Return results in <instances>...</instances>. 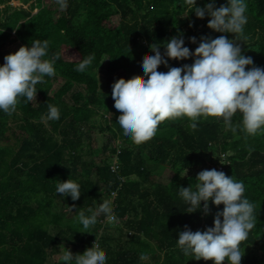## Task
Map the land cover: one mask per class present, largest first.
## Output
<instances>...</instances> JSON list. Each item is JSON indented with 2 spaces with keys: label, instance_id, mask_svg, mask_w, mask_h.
Segmentation results:
<instances>
[{
  "label": "trees",
  "instance_id": "trees-1",
  "mask_svg": "<svg viewBox=\"0 0 264 264\" xmlns=\"http://www.w3.org/2000/svg\"><path fill=\"white\" fill-rule=\"evenodd\" d=\"M11 1L0 0V52L47 39L44 59L54 60L55 74L35 85L32 101L20 97L14 111H0V264H64L55 258L62 244L73 246V258L97 244L106 264H213L186 256L176 239L185 225L192 231L212 226L223 205L209 200L207 211L188 213L177 187L218 166L243 182V195L254 205L255 226L241 242V264H264V129L246 133L239 113L231 118L235 131L222 117L198 118L191 129L181 116L161 121L153 137L136 144L115 124L111 86L142 77V59L154 54L149 45L163 53L167 40L182 35L191 52L202 38H233L207 27V15L195 16V6L209 0H66L63 9L57 0H18V7ZM245 2L247 23L237 43L252 58L246 70L264 68V0ZM226 3L215 0V7ZM115 17L120 21L113 26ZM86 55L93 56L91 65L76 71ZM192 62L191 56L168 59V67ZM49 104L59 119H42ZM97 129L109 136L94 148ZM165 171L172 175L161 181ZM68 178L80 186L76 201L55 191L56 180ZM103 202L117 221L100 216L89 234L80 233L74 218L95 213Z\"/></svg>",
  "mask_w": 264,
  "mask_h": 264
},
{
  "label": "clouds",
  "instance_id": "clouds-1",
  "mask_svg": "<svg viewBox=\"0 0 264 264\" xmlns=\"http://www.w3.org/2000/svg\"><path fill=\"white\" fill-rule=\"evenodd\" d=\"M187 3L195 5V0ZM57 4L61 9L67 6L66 0H57ZM246 10L245 0H227L219 7H215V0H209L203 7L195 6L196 17L207 15V27L231 33V39L225 35L202 38L191 52L184 45L182 35L167 40L163 53L157 44L149 45L154 54L142 59L139 65L142 77L126 84L114 83L110 89L113 111L118 114L115 124L123 137L136 144L145 142L155 135L161 121L181 116L189 118L191 129L197 127L198 118L222 117L225 126L235 131L231 118L239 113L240 127L246 133L255 134L258 129H264V68L245 69L253 61L241 53L236 38L247 23ZM189 41L195 43L196 38L189 37ZM47 48V39H37L31 41V46L22 45L4 56V63L0 64V111H14L20 97L32 101L37 93L35 85L45 75L55 74L54 60L44 59ZM190 56L193 58L190 65L168 67V59ZM92 60V55L84 56L76 71H85ZM161 64L168 67L166 72L157 70ZM59 115L58 108L49 104L42 119L56 120ZM79 187L68 178L56 180L55 191L76 201L81 195ZM177 188L188 213L201 208L207 211L209 200L213 205H223L215 214L212 226H206L203 231H192L185 225L178 233L177 246L195 260L241 264V242L247 239L256 221L254 205L243 195V182L213 168L199 171L194 183ZM100 216L109 223L116 220L109 202L100 204L95 213L80 212L74 221L78 222L80 233L89 234ZM144 258L142 255L141 259ZM62 260L64 264H106L107 257L92 246L90 251L75 258L66 250Z\"/></svg>",
  "mask_w": 264,
  "mask_h": 264
},
{
  "label": "rangeland",
  "instance_id": "rangeland-1",
  "mask_svg": "<svg viewBox=\"0 0 264 264\" xmlns=\"http://www.w3.org/2000/svg\"><path fill=\"white\" fill-rule=\"evenodd\" d=\"M14 7H18L21 5V3L18 1V0H12L11 3ZM26 7H28V5H26ZM54 7V6H53ZM36 12V10L34 11ZM119 17H115L113 18V21H112V25L113 26H116L119 24ZM13 44H9L7 45L6 47H4L1 52H0V56L1 55H6V54H9V53H13L15 50L13 49L12 47ZM3 58V56L0 57V59ZM101 77H103L104 75L102 73L99 74ZM108 136H109V133L108 132H100L98 129L97 130H93L92 131V144H93V147H101L102 145L106 144L107 142V139H108ZM120 142L119 141H115V144H119ZM172 175V172L170 171H165L162 175V177H160V180L162 181H167ZM111 201H113V199H111ZM68 250L71 252L72 256L75 255V253L73 252V246H67L65 244H62L60 245V247H58V251L56 252L55 254V258H58V257H62L64 252Z\"/></svg>",
  "mask_w": 264,
  "mask_h": 264
},
{
  "label": "built area",
  "instance_id": "built-area-1",
  "mask_svg": "<svg viewBox=\"0 0 264 264\" xmlns=\"http://www.w3.org/2000/svg\"><path fill=\"white\" fill-rule=\"evenodd\" d=\"M117 168H118V166H117L116 164H114V165L112 166V170H113V171H116ZM222 169H223L222 166H218V170L222 171ZM114 215H115V214H114ZM115 221H117V219H116ZM96 246H98L97 244L95 245V248H98V247H96Z\"/></svg>",
  "mask_w": 264,
  "mask_h": 264
}]
</instances>
